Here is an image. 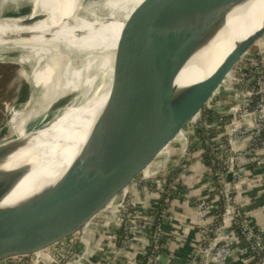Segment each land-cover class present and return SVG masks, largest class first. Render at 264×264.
<instances>
[{"label": "water", "instance_id": "1", "mask_svg": "<svg viewBox=\"0 0 264 264\" xmlns=\"http://www.w3.org/2000/svg\"><path fill=\"white\" fill-rule=\"evenodd\" d=\"M248 1L144 0L117 54L110 60L89 62L86 76L90 74L93 82L85 89V95L68 91L44 109L36 102L39 93L31 92L3 113L0 117V239L9 230L16 237L7 251L4 250L7 247L0 246L4 252L0 260L20 264L30 256L28 264H49L67 252L76 255L82 247V236L116 210L129 190L137 186L138 178L151 168L156 157L186 125L264 54L263 12L260 27L233 43L213 71L188 85L176 83L179 72L191 59L211 54L222 34L224 37H220L217 45L221 48L233 28L247 23L245 14H239L230 30L227 20L236 8L244 10ZM79 6L85 7L80 1ZM31 13L32 6L25 14L0 16L3 22L0 27L3 31L11 25L31 27L43 19ZM55 30L51 27L45 35L22 31L10 39L37 36L51 39ZM59 38L62 45L67 37L59 34ZM84 47L90 50L91 42H85ZM81 54L84 63L86 55ZM101 70H106L107 76L112 74L110 85ZM83 103H88L84 107L92 116L85 119L88 127L84 142L65 171L28 196L7 203L11 190L34 171L36 161L32 155L41 159L43 167L51 165L52 151H45L40 145L46 135L38 131L52 125L68 106ZM80 115L77 113L73 118L82 120ZM180 151L178 162L184 160L186 146L181 145ZM20 152L25 153L19 158L27 159L10 165V158ZM55 243V251L40 256L44 248Z\"/></svg>", "mask_w": 264, "mask_h": 264}, {"label": "built area", "instance_id": "2", "mask_svg": "<svg viewBox=\"0 0 264 264\" xmlns=\"http://www.w3.org/2000/svg\"><path fill=\"white\" fill-rule=\"evenodd\" d=\"M180 138L186 146L185 155L194 149L206 153L210 178L206 196L194 205L201 222L199 249L187 264H225L234 253L242 262L251 259L255 264H264V235L236 197L250 167L259 171L264 195V54L217 94L180 132ZM174 142L181 146V141ZM169 145L137 181V186L143 185L157 198L156 211L143 215L126 195L112 212L117 215L116 225L122 231L123 243L131 236L132 224L138 223L149 231V248L139 264L160 262L161 223L171 218L169 205L175 195L172 176H161V171L171 165L178 167L183 161L178 162L177 156L170 163L174 148ZM76 256L67 252L49 264H63Z\"/></svg>", "mask_w": 264, "mask_h": 264}, {"label": "bare ground", "instance_id": "3", "mask_svg": "<svg viewBox=\"0 0 264 264\" xmlns=\"http://www.w3.org/2000/svg\"><path fill=\"white\" fill-rule=\"evenodd\" d=\"M79 1L32 0L31 16L41 17L42 20L31 27L11 25L6 31L1 29L2 26L0 27V38L4 33L7 34L6 38L0 39V50L16 49L21 52L18 62L33 65L29 78L35 88L33 92L39 93L36 102H40L44 109L68 91H78L82 95L87 93L85 89L87 86L90 87L93 82V77L91 78L90 74L86 76L89 62L92 59H97L99 62L110 60L117 54L133 23V18L144 2V0H97L85 4V7L81 8ZM100 10L105 12L102 13ZM263 12L264 0H249L244 10L236 8L232 11L227 20L230 30L239 14H245L244 16L248 18L247 23L243 26L240 25L237 29L233 28L230 31L232 34L228 33V37H226L228 39L225 40V44L221 48L217 45L220 37H224L222 34L211 48V54L206 56L201 54L191 59L179 72L176 83L180 86L188 85L213 71L224 55L232 49L233 43L242 40L260 27ZM51 27L56 29L55 36L51 39L42 36L29 39H10L12 35L13 37L17 36L22 31L45 35V32L49 31ZM59 34L67 37L64 38L62 45L58 42ZM88 41L91 42L90 50L84 47L85 42ZM76 44H80V46ZM81 53L86 55L84 63L80 60ZM86 61L87 63H85ZM101 73L106 75V70H101ZM107 77V83L110 85L112 74ZM86 105L88 103L68 106L63 115L58 117L52 125L38 131V133L46 135L40 145L46 148L45 151H52L49 153L50 159H53L51 165L47 168L43 167L44 163L41 159L32 155V159L36 161L34 171L21 179L11 190L6 198L7 203L11 204L28 196L43 184L55 181L65 171L75 152L84 142V134L88 127V122L85 119L92 116L84 107ZM77 113L81 114L82 120L73 118ZM177 140L181 141V145H184L180 135ZM21 153L25 152L12 156L9 164L14 165L27 159L19 158ZM7 232L0 239V246L7 247L4 249L5 251L16 237L12 230ZM56 247L55 243L44 248L40 256L48 255L55 251ZM2 253L4 252L0 251V257ZM31 259L32 257L27 256L20 264H28ZM7 262L9 259L0 261L1 264H7Z\"/></svg>", "mask_w": 264, "mask_h": 264}, {"label": "crops", "instance_id": "4", "mask_svg": "<svg viewBox=\"0 0 264 264\" xmlns=\"http://www.w3.org/2000/svg\"><path fill=\"white\" fill-rule=\"evenodd\" d=\"M179 155L180 151L173 149L170 163H174ZM161 176H172L175 195L169 205L171 218L161 223L163 249L159 264H187L199 249L201 222L196 217L194 205L206 196L210 181L201 152L188 151L181 165L169 166L161 171ZM259 179V171L248 168L236 197L243 203L249 219L264 235V195ZM127 198L135 204L134 209L146 216L153 214L158 206L157 198L143 185L131 188ZM116 220L117 215L110 213L100 224L88 230L82 236V247L72 264H139L149 248V231L140 228L138 223L132 224L131 236L127 243H123L122 231ZM225 264L255 263L251 259L242 262L234 253Z\"/></svg>", "mask_w": 264, "mask_h": 264}, {"label": "rangeland", "instance_id": "5", "mask_svg": "<svg viewBox=\"0 0 264 264\" xmlns=\"http://www.w3.org/2000/svg\"><path fill=\"white\" fill-rule=\"evenodd\" d=\"M95 1L97 0H80L84 5ZM31 6L32 0H0V16L20 15L19 12L26 8L28 9L26 13H28ZM20 55V51L0 50V117L11 105L22 101L24 90L28 96L35 89L29 78L33 65L18 62ZM174 143V141L171 142L169 147L171 146L175 151H180V147ZM192 151L197 152L198 150Z\"/></svg>", "mask_w": 264, "mask_h": 264}, {"label": "trees", "instance_id": "6", "mask_svg": "<svg viewBox=\"0 0 264 264\" xmlns=\"http://www.w3.org/2000/svg\"><path fill=\"white\" fill-rule=\"evenodd\" d=\"M27 11H28L27 8H26V9H22V10L19 12V14H24V13H26ZM14 15H17V14H14ZM25 92H26V91L24 90V92H23V97L21 98V100L25 99V97L27 96V94H26ZM201 156H202V160H203V162H204L205 164H207V163H208V160H207L206 153H205V152H202V153H201Z\"/></svg>", "mask_w": 264, "mask_h": 264}]
</instances>
